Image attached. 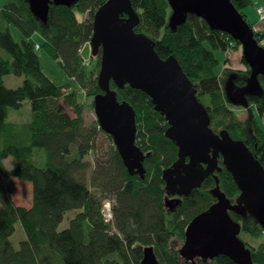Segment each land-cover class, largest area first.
Returning a JSON list of instances; mask_svg holds the SVG:
<instances>
[{
    "label": "trees",
    "instance_id": "trees-1",
    "mask_svg": "<svg viewBox=\"0 0 264 264\" xmlns=\"http://www.w3.org/2000/svg\"><path fill=\"white\" fill-rule=\"evenodd\" d=\"M106 1L78 0L70 6L50 3L46 21L30 10L27 0H5L0 6V264H141L143 249L148 246L153 247L160 264H236L223 255L186 261L174 245V239H185L190 221L215 202L211 190L216 179L209 176L178 208L169 210L162 175L176 161L178 148L166 137L169 125L151 98L129 85L120 89L111 81L118 100H126L136 111V144L144 154L150 153L144 160L145 178H141L128 172L112 136L98 121L86 123L79 90L68 92L71 84H56L41 68L36 42L31 39L34 34L42 36L41 49L58 60L66 75L87 91V97L101 93L100 57H94L97 68L87 71L82 49L90 46L94 15ZM131 2L140 18L135 31L155 42L160 58L174 56L178 60L208 109L211 127L215 131L226 129L232 138L244 141L264 166L261 126L253 121L251 127H244L238 120L217 73L215 52L226 53L240 43L211 29L196 15H188L173 31L168 0ZM231 2L248 21L244 10L254 6V0ZM10 25L24 35L21 43L13 39ZM254 33L261 45L264 25ZM242 62L247 69L235 75V84L245 87L251 72L243 57ZM6 75L23 77V81L17 87H7ZM259 79L264 89V78ZM25 102L29 119L8 121L10 110L21 113ZM247 102L256 106V113L264 120V92L248 96ZM101 135L110 143L106 149L98 141ZM9 158L16 162L14 167L7 166ZM219 165L222 171L215 175L220 189L234 202L240 193L238 186L223 166L222 157ZM15 178L31 183L30 208L13 202ZM106 200L111 202L110 220L103 213ZM72 211L75 214L68 227L60 230L65 215ZM230 214L241 223L240 238L245 234L256 240L263 234L253 217ZM18 223L25 235L15 248L10 238ZM252 258L253 264H264V242L252 248Z\"/></svg>",
    "mask_w": 264,
    "mask_h": 264
},
{
    "label": "water",
    "instance_id": "water-1",
    "mask_svg": "<svg viewBox=\"0 0 264 264\" xmlns=\"http://www.w3.org/2000/svg\"><path fill=\"white\" fill-rule=\"evenodd\" d=\"M77 1L27 0L30 10L43 21L47 20L50 3L70 6ZM168 2L173 31L188 15H196L211 29L238 41L251 72L248 84L238 91L244 96L262 95L259 76L264 78V47L231 0ZM139 20L131 0H107L94 15L89 45L91 55L100 57L101 93L93 101L99 126L112 136L128 172L145 178L144 160L150 153L144 154L136 144V111L126 100H118L111 81L120 89L129 85L146 93L169 125L166 137L178 148L176 161L162 175L167 195L189 196L207 177L214 175L216 179L211 190L216 200L188 224L179 249L181 257L207 261L223 255L236 264H253L252 249L239 237L241 223L230 213L253 217L264 231V166L244 141L232 138L226 129L217 132L211 127L210 114L198 98L196 85L174 56L160 58L155 42L135 31ZM220 157L240 191L234 202L221 191L215 175L222 171ZM141 264H160L153 247L143 249Z\"/></svg>",
    "mask_w": 264,
    "mask_h": 264
},
{
    "label": "rangeland",
    "instance_id": "rangeland-1",
    "mask_svg": "<svg viewBox=\"0 0 264 264\" xmlns=\"http://www.w3.org/2000/svg\"><path fill=\"white\" fill-rule=\"evenodd\" d=\"M5 0H0V6H2L4 4ZM264 3V0L262 3H257L255 5V7L253 6H249L248 8H246L244 10V13L247 15L248 18V23H253V30L257 31L258 29H261L264 25V21L262 22L260 20V16L258 13V10L260 9V6H262ZM172 13V10H171ZM258 19V21H257ZM10 33L13 37V39L18 42L21 43V41L24 39V35L22 34V32L15 27L14 25H10ZM33 41H42L43 38L40 34H34V37L31 38ZM261 45H264V41L261 43ZM83 52V56L86 57L85 59H83V64L86 60H88L90 63L89 64H84V66H86L87 71H91L95 68H97V60L93 57V59L91 57V48L90 46H86V48L82 49ZM2 54L4 56H8V54L2 50ZM218 60H219V66L217 68V73L220 75L221 79H222V83H224V87L227 85H232L236 88H242L240 86H237L235 84V80L237 79V73H240L242 71H244V69L246 68L244 63L242 62V46L241 44L239 46H230L229 50L226 53L223 52H215ZM38 55H39V59H40V64H41V68L43 70V72L56 84L59 85H65V84H71L69 86L68 92H72L74 90H79V94L81 95L80 97V102H82L84 104V111H83V117L86 121V123L92 124L94 122L97 121V117L95 114V110H94V104L92 106V103L94 101V96L91 97H87V91L83 88H80L79 85H76L75 82H73V79H71L70 77H68L66 75V73L64 72V70L62 69L61 65L59 64L58 60L54 59L45 49H41L38 51ZM100 71V67L97 68ZM247 69V68H246ZM250 69V68H249ZM96 73V72H95ZM236 75V77H235ZM23 81V77H17L15 75H6L4 77V83L7 87H17L19 86ZM239 89V90H240ZM84 94V95H83ZM227 95V94H226ZM228 97V96H227ZM228 100L231 102V108H233V111L235 112L236 117L238 118L239 121L243 122L244 127H251V123L253 121H258L259 126H261L262 128V133H264V120L263 118L259 117L258 114L256 113V106L255 105H251L248 103V106L245 107V105H243L240 102H237V99H229ZM69 113L71 116L75 115V112L70 109L69 107H67ZM29 109V105L27 102L24 103L23 108L21 110V113H18V111L15 110H10L9 112V116H8V121L10 122H16V121H23V120H27L29 119V114L27 115ZM222 129H217V132L220 131ZM248 130V128H246V131ZM99 143H103L104 147L103 149L110 144L108 141V138L105 137L104 135H101L99 137ZM111 142V141H110ZM100 148V147H98ZM100 152V151H99ZM102 152V151H101ZM94 156V155H93ZM92 157H90L91 159ZM7 166L9 167H14L16 165V162L12 159L9 158L8 160L5 161ZM14 183H15V191L12 194V200L13 202L18 205V206H23L26 208H30L32 206V202H33V189H32V185L29 182L26 181H21L18 180L17 178L13 179ZM108 203H111L110 201L106 200L104 202L105 207H109L111 210V206L110 204L108 205ZM104 208V207H103ZM109 208H105V211H103V213H106V215H109ZM75 212H68L65 217L64 220L62 221V223L59 226V229H65L66 227H68L69 225V220L70 218H72L74 216ZM109 218V216H108ZM24 230L22 228V226L20 225V223H18L16 225V231L14 233V235L10 238L12 244L14 245L15 248L19 247V243L20 241L24 238ZM241 238H243L246 242H247V246L252 248H256L259 244L264 242V232L263 234H261V236H259L256 240L251 238L248 235H241ZM183 241V242H182ZM181 242H178L177 240L174 239V245H176L178 247V249L181 248L182 244L184 243V240H182ZM244 241V242H245Z\"/></svg>",
    "mask_w": 264,
    "mask_h": 264
},
{
    "label": "flooded vegetation",
    "instance_id": "flooded-vegetation-1",
    "mask_svg": "<svg viewBox=\"0 0 264 264\" xmlns=\"http://www.w3.org/2000/svg\"><path fill=\"white\" fill-rule=\"evenodd\" d=\"M230 86V87H229ZM239 89L232 86V85H227L225 92L227 94V96L231 99H237V102H240L244 105L245 102H247L248 99V95L244 96L243 94L239 93L238 91ZM212 176V175H211ZM208 178V177H207ZM206 178V179H207ZM205 179V180H206ZM204 180V181H205ZM203 184V183H202ZM202 186V185H201ZM199 189V188H197ZM188 196H182V197H178L177 195L175 196H168L165 199L166 202V206L169 208V210L174 211V209L178 208L179 205H181L183 198H186ZM243 218V217H242ZM200 258H196L194 261L198 260ZM194 261H190V262H194Z\"/></svg>",
    "mask_w": 264,
    "mask_h": 264
},
{
    "label": "built area",
    "instance_id": "built-area-1",
    "mask_svg": "<svg viewBox=\"0 0 264 264\" xmlns=\"http://www.w3.org/2000/svg\"><path fill=\"white\" fill-rule=\"evenodd\" d=\"M258 13H259V16H260V20L263 22L264 21V3H263L262 6H260V9L258 10ZM35 48H36V50H40V45L36 44ZM89 63L90 62L88 60H86L84 62V64H89ZM109 204L111 206V203H108V205ZM105 208H109V207H105V204H104V210L103 211H105ZM109 212H110L109 215H106V213H104V215H105L107 220L112 219V213H111L110 208H109ZM108 216H109V218H108Z\"/></svg>",
    "mask_w": 264,
    "mask_h": 264
},
{
    "label": "crops",
    "instance_id": "crops-1",
    "mask_svg": "<svg viewBox=\"0 0 264 264\" xmlns=\"http://www.w3.org/2000/svg\"><path fill=\"white\" fill-rule=\"evenodd\" d=\"M263 2V0H254V6L253 7H255V5L257 4V3H262ZM257 21H258V19H257ZM40 43L39 41H36V43Z\"/></svg>",
    "mask_w": 264,
    "mask_h": 264
},
{
    "label": "bare ground",
    "instance_id": "bare-ground-1",
    "mask_svg": "<svg viewBox=\"0 0 264 264\" xmlns=\"http://www.w3.org/2000/svg\"><path fill=\"white\" fill-rule=\"evenodd\" d=\"M184 70V69H183ZM84 95V94H83ZM81 97V96H80Z\"/></svg>",
    "mask_w": 264,
    "mask_h": 264
}]
</instances>
